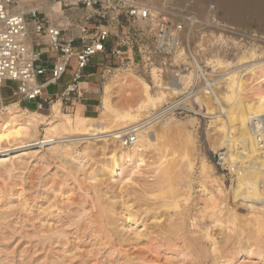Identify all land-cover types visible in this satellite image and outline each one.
<instances>
[{"label":"rangeland","instance_id":"374dc122","mask_svg":"<svg viewBox=\"0 0 264 264\" xmlns=\"http://www.w3.org/2000/svg\"><path fill=\"white\" fill-rule=\"evenodd\" d=\"M15 1L14 11L19 13L42 9L45 3H53L51 0ZM141 1L150 6L169 8L168 15L172 23L182 24L184 45L197 57L198 68L202 73L213 77L215 89L219 93L224 91L225 73L238 70L244 74L243 70L247 66L258 59L264 60V21L257 18L255 0H235L239 6L232 5L229 0ZM60 16H63V12ZM177 56H167L160 61L161 66L140 72L121 70L115 63H109L117 70L105 71L101 82L98 79L100 69L90 68L91 77L87 79L88 85L85 87L89 91L86 96L92 99L84 101V105L90 103L92 106L83 108L79 105L73 112L61 109L60 102L45 105L42 110H37L34 104L11 98L3 105L16 103L21 109L50 118L51 107L56 104L58 111L69 116L71 121L75 119L76 113L91 121L99 120L101 115L104 120L107 118L106 121H111L114 113L102 112V96L116 79L125 78L123 81L126 85L116 89L110 96L111 108L127 109L148 98L151 105L143 114L151 116L172 103L171 99L181 95V88L187 87L188 80L194 74L195 68L191 66L188 55ZM172 71L178 73L175 79L171 77V83L167 85L166 79ZM244 81L248 86L245 91L249 92L255 81L249 75L245 76ZM172 83H176L177 87L173 88ZM2 88L4 95L8 93L10 96V84ZM53 91V88L47 90L48 93ZM246 94L252 97V92ZM248 97L245 98L249 100ZM183 104L152 129L159 134L166 125L182 124L190 139V147L186 151L188 157H183V149L175 156L161 158L145 153L141 161L127 163L115 182L96 176L95 172L107 168L102 164L99 144L92 147L93 152L87 157L79 144L75 148L69 146L57 150L62 153L65 150L68 153L72 151V155L60 152L55 155L50 151L54 145H49L1 158L0 264H213V246L204 241L207 239L202 237L201 225L208 228L214 240L219 241L244 240L245 230L252 235L255 228L249 205L260 212L264 210V205L243 201L236 192V176L223 160L226 149L215 148L219 134V122L215 118V113L219 112L218 105L207 96ZM43 126L40 122L38 129L42 131ZM105 144L102 147L106 150L114 146L109 142ZM189 161L191 168L185 166ZM166 168L171 172L177 170L173 186L181 190L173 186L169 190L156 185L161 169ZM180 179H188L189 188L185 189ZM186 190L188 195L185 197L180 192ZM177 191L180 195H177ZM97 192L116 208L129 210L133 213L131 219L137 222L129 225L123 211L117 217L120 225L118 230L123 226L126 227L125 231H118L110 240L104 238L102 227L95 224ZM151 210L159 213L155 217H160L163 223L180 217L187 234L202 240L201 255L193 259V254L190 255L186 250L180 252L177 248L169 249L168 240H156L153 245L157 248L145 244L144 240L137 243L127 240L135 239L138 232L145 231L140 224L148 216L145 212ZM261 236L264 238V231ZM220 247H223V251L215 264H223L222 257L231 251V246L221 244ZM254 250L255 246L238 249L233 264H264V243L260 254ZM137 255L152 263L136 260Z\"/></svg>","mask_w":264,"mask_h":264},{"label":"bare ground","instance_id":"6f19581e","mask_svg":"<svg viewBox=\"0 0 264 264\" xmlns=\"http://www.w3.org/2000/svg\"><path fill=\"white\" fill-rule=\"evenodd\" d=\"M255 1L257 18L263 22L264 0ZM229 2L234 6H239L235 0H229ZM44 7L47 14H51L56 18L60 17L62 13L57 3H45ZM245 70H243L244 74L238 70L225 73L223 75L225 82L223 85L224 91L219 93L215 89L214 97L207 96V98L215 101L219 108V112L215 113L217 114L215 118L219 122L217 125L219 133L218 145L215 148L217 147L216 150L226 149L224 154L222 153V156L236 176V192L242 197L244 202H259L264 205V136L258 142L249 123L251 117L264 115V89L262 90L264 87L262 85L264 82V60L260 61L258 59L254 64L247 66ZM246 74L255 81L249 92L245 91L248 87L244 81L245 76H247ZM124 79H116L114 84H112L113 86H109L112 88H106L102 96V112L109 113L112 111L114 113L113 117L111 116L113 118L111 121H106L107 118L104 120L103 115H101L102 118H99V120L91 121L77 113L75 119L71 121L69 116L67 117L58 111L56 104L52 105L49 118L28 109H21L16 103L10 106H4L1 103L0 113H3L0 114V159L18 151L41 149L49 145H54L50 151L56 153L55 155H59L60 151L58 152V149L69 146L75 148L79 144L82 146L84 156L87 157L92 154V147L99 144V153L103 157L102 164H105L107 168L105 171L99 170L95 172L96 176H101V178L107 181L115 182V178L121 174L127 163L141 161L145 153H152L155 157L161 158L164 156H175L177 152L181 153L183 149V157H188L186 151L190 147V139L182 124L174 126L173 124L166 125L161 129V133L157 134L158 132L153 131L152 128L161 120L154 119V122L151 121L152 123L143 125L144 127L142 126L136 132L134 143L129 146L122 144L119 138H121L125 131L134 126H140L143 120L150 117L145 116L143 113L148 111V107L151 105L150 100L146 98V100L140 101L134 107L113 110L109 105L110 96L116 89H122L126 85V82L123 81ZM172 87L176 88V83H172ZM250 92H252V97H248L246 94ZM245 94L246 96H244ZM245 97H248L249 100ZM40 122L44 125L42 131L38 129ZM64 142H66L65 145H63ZM108 142L114 144L110 150L102 147ZM178 142L180 143L177 144ZM215 148L213 147V149ZM60 153L72 155V151L68 153L65 150L64 153ZM185 166L191 168L190 161ZM166 167L170 168V166ZM167 168L165 170H163L164 168L161 169L162 173L158 176L156 185L159 188H169L170 190L173 186V179L177 177L178 173L177 170H175L176 172H171L174 169L172 167L171 171ZM182 182L185 189L189 188L190 181L188 179H184ZM176 187L174 188L177 189ZM94 188H96V185ZM186 191H184L185 193L183 191L180 193L185 194L186 197L188 195V191ZM180 193L177 191V195H180ZM96 203L97 221L95 224L102 227L101 230L104 232V238L107 240L114 238L119 231L120 225L118 224L119 220L117 217L123 211L127 215L129 225L131 222L134 224L137 222V220L131 219L133 213L129 210L116 208L113 204L102 199L99 194ZM249 208L253 212L255 231L251 235L249 231L245 230L243 232V239L245 241L214 240L213 236L208 232V228L204 225L200 226L203 230L202 237L207 239L204 241L213 246L211 249L213 264L217 263L218 258H220L218 255L223 251L221 250L223 247H220L221 244L231 246V251L222 257L223 264H233L239 252L237 250H242L246 246L249 248L255 246L254 251L257 254H260L262 251L261 245L264 243V238L261 236V233L264 231V210L260 212L253 205H249ZM145 214L148 216L140 224L145 231L138 232L135 235V239L128 238L127 240H135V243L139 240H144L145 244L152 247H154L153 244L156 240H160V242L161 240H168L167 246H169V249L177 248L180 252L186 250L190 255L193 254V259L201 255L203 251L202 240H199L197 236L187 234L182 223L183 220L180 217L174 220H167L163 223L160 221V217H155V214L158 215L159 213H154L151 210L146 211ZM124 228L126 227L122 226L119 232L125 231ZM136 258V260H141L142 263H152L147 258L139 255Z\"/></svg>","mask_w":264,"mask_h":264},{"label":"built area","instance_id":"2783aa9c","mask_svg":"<svg viewBox=\"0 0 264 264\" xmlns=\"http://www.w3.org/2000/svg\"><path fill=\"white\" fill-rule=\"evenodd\" d=\"M50 2L59 5L63 16L47 14L45 7L15 12V0H0V89L10 84L11 99L34 103L37 110L60 102L61 109L73 112L85 101L90 68L100 69L101 82L105 71L117 70L109 63L121 70L140 72L161 66L160 61L167 56L186 53L195 68L187 87L181 88L182 94L171 99L172 103L123 133L119 139L129 146L143 125L154 119L163 120L184 102L214 97L213 77L198 68L197 57L184 45L182 24L172 23L169 8L150 6L141 0ZM49 55H54V59L47 67L42 61ZM177 73L169 74L167 85ZM39 78L44 80L39 82ZM63 82L60 93L45 95L48 86ZM249 123L260 142L264 136V115L251 117Z\"/></svg>","mask_w":264,"mask_h":264},{"label":"crops","instance_id":"0c3cea01","mask_svg":"<svg viewBox=\"0 0 264 264\" xmlns=\"http://www.w3.org/2000/svg\"><path fill=\"white\" fill-rule=\"evenodd\" d=\"M45 58L46 59H49V62H47V61H45ZM53 59H54V55H49V56H46V57H43V64L45 65V66H47V67H50L51 66V62L53 61ZM44 80V78H39L38 79V81L39 82H42ZM64 81H65V79H64ZM95 82V81H94ZM91 84V83H90ZM63 85H64V82H63V84H57V85H54V86H48L46 89H45V91H44V93H45V95H52V94H58V93H60L61 92V90H62V88H63ZM50 88H53L54 89V91L52 92V93H48L47 92V90L48 89H50ZM91 90H93V89H91ZM89 93V91L88 90H86V95ZM4 90H3V88H1L0 89V104L1 103H3L4 104V102L5 101H7L8 99H10V96L8 95V93H6L4 96ZM85 95V102H87V101H89V100H91L92 98H88L87 96ZM85 102H83L82 104H80V106L81 107H83V108H85V107H87V106H92L90 103H86V105H84V103ZM31 104H34V103H31ZM90 104V105H89ZM35 105V104H34Z\"/></svg>","mask_w":264,"mask_h":264}]
</instances>
